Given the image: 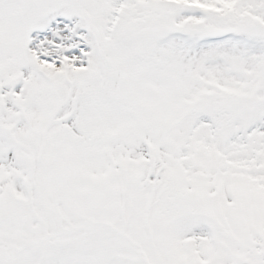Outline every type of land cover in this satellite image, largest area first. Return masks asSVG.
<instances>
[{
  "label": "snow or ice",
  "instance_id": "6c2138e0",
  "mask_svg": "<svg viewBox=\"0 0 264 264\" xmlns=\"http://www.w3.org/2000/svg\"><path fill=\"white\" fill-rule=\"evenodd\" d=\"M0 264H264V0H0Z\"/></svg>",
  "mask_w": 264,
  "mask_h": 264
}]
</instances>
